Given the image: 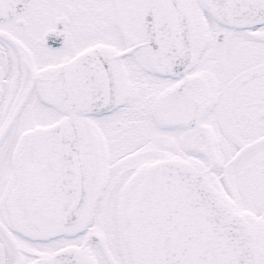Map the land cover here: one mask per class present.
<instances>
[{
    "label": "snow or ice",
    "instance_id": "1",
    "mask_svg": "<svg viewBox=\"0 0 264 264\" xmlns=\"http://www.w3.org/2000/svg\"><path fill=\"white\" fill-rule=\"evenodd\" d=\"M0 264H264V0H0Z\"/></svg>",
    "mask_w": 264,
    "mask_h": 264
}]
</instances>
